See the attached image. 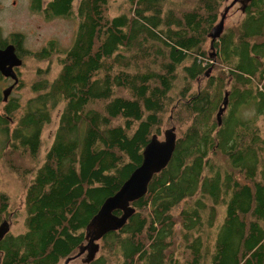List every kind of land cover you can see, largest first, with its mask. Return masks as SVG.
Here are the masks:
<instances>
[{"label":"trees","instance_id":"16d2710c","mask_svg":"<svg viewBox=\"0 0 264 264\" xmlns=\"http://www.w3.org/2000/svg\"><path fill=\"white\" fill-rule=\"evenodd\" d=\"M230 1H30L76 28L69 46H24L22 61L47 62L27 98L0 89V166L28 179L24 228L0 238V264H58L90 238L85 264H264V0L233 4L211 46ZM23 41L0 27V47ZM166 120L177 135L166 166L119 228L93 225ZM10 206L0 176V223Z\"/></svg>","mask_w":264,"mask_h":264},{"label":"rangeland","instance_id":"374dc122","mask_svg":"<svg viewBox=\"0 0 264 264\" xmlns=\"http://www.w3.org/2000/svg\"><path fill=\"white\" fill-rule=\"evenodd\" d=\"M31 0H0V27L2 32L5 34L18 31L24 36V41L22 49L18 50V53L23 56H26V49L35 50L43 46L49 39H56L59 44L63 47L69 46L71 44L72 38L74 36V31L76 28V19L74 17H63L55 16L53 18L47 19L40 12L32 11L30 9ZM47 0H44V3ZM230 0H226V3ZM117 2L111 4V13L118 12ZM239 5L233 6L229 10V14L225 20L232 21L236 19L240 11ZM109 11V12H110ZM25 46V48H24ZM36 65H42L43 67L47 66L46 61L37 62L31 57L26 58L22 61V64L18 66L19 78L18 82L15 85V88L10 92V94L18 95L21 100H24L31 94L29 88V81L34 76L36 71ZM58 66H53L52 74L57 70ZM10 82L4 79L0 80V89L4 88ZM24 84V85H22ZM57 125V119L55 122L47 126L43 130V145L42 148H45L52 139L54 128ZM164 127L161 128V133L158 136L160 139L164 137V129L172 125H176L173 122H165ZM259 126L264 130V117L259 118ZM176 127V126H175ZM0 134V138L2 139ZM0 176L1 184L8 192L11 199L10 206V224L9 229L12 231L22 230L23 227V203H24V194L25 187L28 179L21 178L17 175H14L6 170V168L0 166ZM83 254L76 256L71 259L67 264H85L82 260ZM64 258H62L58 264H63Z\"/></svg>","mask_w":264,"mask_h":264},{"label":"water","instance_id":"95a60500","mask_svg":"<svg viewBox=\"0 0 264 264\" xmlns=\"http://www.w3.org/2000/svg\"><path fill=\"white\" fill-rule=\"evenodd\" d=\"M244 2L246 0H231L221 14L219 22L209 32L211 37V46L213 40L220 34L223 29L224 19L229 8L236 2ZM22 64V57L17 53V50L12 43H8L4 47H0V71L3 75L9 76L13 81L2 90L4 100L7 99L13 86L18 82V73L14 67ZM208 70H210L208 68ZM206 71V73L208 72ZM227 96V93L225 94ZM226 100H224V104ZM220 111L217 113L219 117ZM164 137L160 139L157 134H153L149 142L143 149L141 163L133 169L127 179L121 184L119 189L106 197L102 202L98 213L92 219V224L96 223L100 229L114 230L119 228L134 211L131 201L141 197L147 190L148 182L152 175L166 166L172 152L175 148L176 131L172 125L165 128ZM114 209H120L121 214L113 213ZM9 230V221L4 219L0 223V238ZM89 231H87V234ZM98 238V237H96ZM83 261H89L93 258L98 250V243L95 238H90L87 243L79 245L78 252L73 256H68L64 259L63 264H67L76 256L84 254Z\"/></svg>","mask_w":264,"mask_h":264},{"label":"flooded vegetation","instance_id":"af4514ba","mask_svg":"<svg viewBox=\"0 0 264 264\" xmlns=\"http://www.w3.org/2000/svg\"><path fill=\"white\" fill-rule=\"evenodd\" d=\"M17 72H19L18 69H17ZM3 78H5V79H6L7 81H9L10 83L13 81V79H12L11 77H7V78H6V77H3ZM18 78H19V74H18ZM10 83H9V84H10ZM9 84H7V85H9ZM15 85H16V84H15ZM15 85L13 86V88L15 87ZM13 88H12V89H13ZM11 91H12V90H11Z\"/></svg>","mask_w":264,"mask_h":264},{"label":"bare ground","instance_id":"6f19581e","mask_svg":"<svg viewBox=\"0 0 264 264\" xmlns=\"http://www.w3.org/2000/svg\"><path fill=\"white\" fill-rule=\"evenodd\" d=\"M17 68H18V67H14V69H15L16 72H17ZM0 73H1V71H0ZM17 73H18V72H17ZM1 75L4 76V77H6V78L9 77V76H5V75H3L2 73H1ZM225 94H226V93H225ZM92 230H93V229H92ZM92 230H91V231H92Z\"/></svg>","mask_w":264,"mask_h":264}]
</instances>
